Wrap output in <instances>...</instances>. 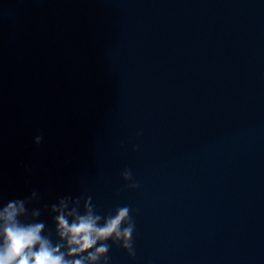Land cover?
<instances>
[{
  "label": "water",
  "instance_id": "water-1",
  "mask_svg": "<svg viewBox=\"0 0 264 264\" xmlns=\"http://www.w3.org/2000/svg\"><path fill=\"white\" fill-rule=\"evenodd\" d=\"M33 190L129 206L110 264H264V0H0V195Z\"/></svg>",
  "mask_w": 264,
  "mask_h": 264
},
{
  "label": "clouds",
  "instance_id": "clouds-1",
  "mask_svg": "<svg viewBox=\"0 0 264 264\" xmlns=\"http://www.w3.org/2000/svg\"><path fill=\"white\" fill-rule=\"evenodd\" d=\"M43 139L36 135L34 145L39 147ZM121 177L127 188L140 187L130 169ZM40 202L37 190L6 203L0 195V264H110L112 245L135 258L136 225L129 206L101 214L91 196L71 194L42 208L33 206ZM44 213L54 228L40 219Z\"/></svg>",
  "mask_w": 264,
  "mask_h": 264
}]
</instances>
